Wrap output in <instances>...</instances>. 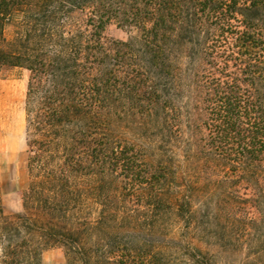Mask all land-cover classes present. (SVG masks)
I'll list each match as a JSON object with an SVG mask.
<instances>
[{"label": "trees", "instance_id": "obj_1", "mask_svg": "<svg viewBox=\"0 0 264 264\" xmlns=\"http://www.w3.org/2000/svg\"><path fill=\"white\" fill-rule=\"evenodd\" d=\"M13 68L30 182L0 264L264 254V0H0Z\"/></svg>", "mask_w": 264, "mask_h": 264}, {"label": "rangeland", "instance_id": "obj_2", "mask_svg": "<svg viewBox=\"0 0 264 264\" xmlns=\"http://www.w3.org/2000/svg\"><path fill=\"white\" fill-rule=\"evenodd\" d=\"M104 36L124 41L128 33L116 25H109ZM29 73L23 69H4L0 73V204L5 216L22 212V195L27 191L30 175L28 161L31 152L26 145V90ZM249 218H257L249 209ZM221 253L217 264H264L247 246H237ZM43 264H62L63 253L58 248L48 249L42 255Z\"/></svg>", "mask_w": 264, "mask_h": 264}]
</instances>
